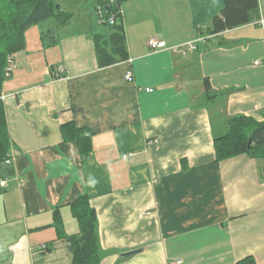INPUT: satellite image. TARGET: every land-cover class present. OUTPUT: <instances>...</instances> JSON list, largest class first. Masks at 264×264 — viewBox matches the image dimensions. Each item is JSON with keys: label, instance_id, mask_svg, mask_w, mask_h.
I'll use <instances>...</instances> for the list:
<instances>
[{"label": "crops", "instance_id": "0c3cea01", "mask_svg": "<svg viewBox=\"0 0 264 264\" xmlns=\"http://www.w3.org/2000/svg\"><path fill=\"white\" fill-rule=\"evenodd\" d=\"M259 4L258 22L212 36L224 0H126L129 57L105 66L96 13L79 32L71 22L59 40L38 37L51 68H39L28 40L3 87L14 160L0 165V264H72L65 235L79 232L70 204L83 195L97 212L101 264H264L263 162L217 161L215 151L230 118L264 120ZM151 38L166 46L152 50ZM70 123L92 132L91 151L65 140Z\"/></svg>", "mask_w": 264, "mask_h": 264}, {"label": "trees", "instance_id": "16d2710c", "mask_svg": "<svg viewBox=\"0 0 264 264\" xmlns=\"http://www.w3.org/2000/svg\"><path fill=\"white\" fill-rule=\"evenodd\" d=\"M95 1L99 24L97 27L105 29L104 32L96 33L94 37L99 64L105 66L127 60L129 56L121 10V3L124 0ZM74 16L73 12L62 7L59 0H0V97L3 95L5 82L12 77L7 76L9 59L26 49L28 31L32 27L46 25L45 23L49 21L55 22L58 28L66 27ZM111 18H114V24L110 23ZM260 19L259 0H224L223 9L207 26L205 34L218 36L222 32L256 23ZM53 32V27L47 31L43 30L40 35L42 41L49 43ZM54 41L55 39L51 42ZM205 85L207 96L213 98L214 94L208 80H205ZM228 124L227 133L215 139L217 161L249 155L261 160L264 167V120L258 121L254 117L237 115L230 118ZM62 128L66 141H76L82 152L92 150L93 134L90 130L75 127L72 123L64 124ZM12 154L14 155L13 144L5 104L0 98V165L6 164ZM70 208L79 226L78 233L65 235L73 255L72 264H101L103 253L98 235V216L90 198L86 195L80 196L70 204ZM55 219L56 224H61L59 209L55 211ZM58 230L59 235L63 236V231ZM47 247L49 249L48 245ZM237 264L257 263L253 256H247L240 259Z\"/></svg>", "mask_w": 264, "mask_h": 264}, {"label": "rangeland", "instance_id": "374dc122", "mask_svg": "<svg viewBox=\"0 0 264 264\" xmlns=\"http://www.w3.org/2000/svg\"><path fill=\"white\" fill-rule=\"evenodd\" d=\"M62 1V0H61ZM69 3V9L67 11H71V12H74L75 13V19H73L72 21V25L70 26V31H72V28L73 32H79L80 31V28L82 27H90V20L92 22H95L96 21V8H95V3L96 1L95 0H67ZM126 0L122 1L121 5L123 3H125ZM63 2V1H62ZM64 7V6H63ZM46 25H43V26H37V27H33V29H31L30 31H28L27 33V42L29 40V44L27 46V48L29 49V47L31 48H34V55L37 57L35 60L37 61V63H40V67L41 68L42 66L43 67H46L48 66L49 68L52 67L53 64H56L55 63V59H52L50 57V52H47V54H49L48 56V63L49 65L46 63H44L43 65V62L46 61L45 59V51H42V52H39L37 49H35L36 47V43L38 42V37H40V30L42 31L43 29H50L51 27H53L55 30V33H56V36L59 40V38L61 36H65V33L64 31L62 33L59 34L60 31L56 30V23L53 22V21H49V22H46L45 23ZM95 26L97 27L98 25L95 23ZM37 36V38H36ZM14 64H16V61L14 60ZM36 71V70H35ZM38 72H35V74H37Z\"/></svg>", "mask_w": 264, "mask_h": 264}, {"label": "built area", "instance_id": "2783aa9c", "mask_svg": "<svg viewBox=\"0 0 264 264\" xmlns=\"http://www.w3.org/2000/svg\"><path fill=\"white\" fill-rule=\"evenodd\" d=\"M100 22L102 23V19H101V18H100ZM114 22H115L114 18H111V19H110V23H111V24H114ZM188 45H189L191 48H195V46L192 45L191 43L188 44ZM149 46L151 47L152 50H159V49H161V48H164V47L166 46V43L163 42V41L156 40L155 38H151V39L149 40ZM176 48H177V47H176ZM258 64H259V62H258ZM15 67H16V65L14 64V57H11V58L9 59V68H8V71H7V76H8V77H10V76L12 75V72L14 71ZM63 73H64V68L59 67V68L57 69V74H56V76L62 75ZM132 77H133L132 72H128V73L126 74V80H132ZM150 91H151V90H150ZM0 98H1L2 100H4V99L6 98V96H5V95H2ZM124 157L126 158L127 156H124ZM13 160H14V155L12 154V156L6 161V164H7V165H12V164H13ZM2 185H6V181H3V182H2ZM47 249H48V247H47L46 244L42 245V250L45 251V250H47Z\"/></svg>", "mask_w": 264, "mask_h": 264}, {"label": "water", "instance_id": "95a60500", "mask_svg": "<svg viewBox=\"0 0 264 264\" xmlns=\"http://www.w3.org/2000/svg\"><path fill=\"white\" fill-rule=\"evenodd\" d=\"M57 7H59V5H58ZM132 253L134 254V253H136V252H132ZM132 253H128V254H125V255H131Z\"/></svg>", "mask_w": 264, "mask_h": 264}]
</instances>
